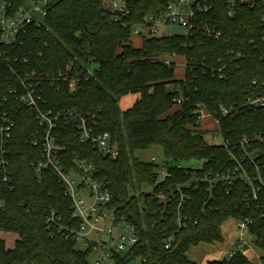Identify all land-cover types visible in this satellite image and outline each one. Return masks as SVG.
I'll return each mask as SVG.
<instances>
[{"label":"trees","instance_id":"obj_1","mask_svg":"<svg viewBox=\"0 0 264 264\" xmlns=\"http://www.w3.org/2000/svg\"><path fill=\"white\" fill-rule=\"evenodd\" d=\"M18 7L23 0H6ZM47 15L39 27L31 26L18 37L19 43L7 51L12 67L18 73L36 72L66 74L67 82L58 90L48 84L38 85L43 94V111L63 109L94 115L97 132H107L116 142L119 156L112 161L81 142L76 123H58L52 135L61 148L58 159L65 169L76 161L91 163L97 175L104 179L117 215L134 225L138 242L133 257L146 264H196L187 252L199 244L222 243L221 225L229 219H249L250 242L260 252L264 264V143L252 141L264 138V108L245 107V96L255 93L264 84V30L260 18L264 9L239 6L233 17H227L222 0L213 2L205 15L223 35L218 40L206 39L197 33L190 37L141 38L139 48L130 44L132 26L153 12L164 10L173 0H138L130 6L131 16L124 27L105 8L107 0H47ZM260 1V0H259ZM253 41L252 44L249 42ZM233 51V56L227 52ZM182 57L186 68L183 79H174V64L164 65L166 57ZM235 56L238 59L235 60ZM220 59L226 63L228 77L218 80L204 70ZM95 64L96 68L91 69ZM208 69V68H206ZM75 81L70 92L68 80ZM252 81L258 87L252 86ZM18 85L4 65L0 66V117L5 107L17 102L8 90ZM138 94V99L123 112L118 103L125 96ZM175 98L184 102L176 106ZM198 105L213 115L220 107H234L236 115L220 119L219 134L230 144L240 161L238 142L245 138L247 151L254 154L251 162H242L256 190L243 180H236L228 194L218 184L204 209L205 183L189 191L185 213L187 227L174 235L172 246L165 250V235L174 233V204L167 214L148 196L131 195L142 185L153 184L154 165L135 157L136 153L158 148L171 178L159 190H166L188 178L190 169L177 170L175 165L201 164L199 176L232 170L235 162L225 149L207 144L199 132L196 114ZM33 112L20 107L7 144L0 148L5 165H0V233L12 234L15 241L8 249L0 239V264H90L88 252L78 250L75 243L56 229H47L45 213L58 210L61 224L70 218L69 204L53 173L48 169L36 176L30 163L40 160L41 141L32 145L31 137L40 128ZM186 172V173H185ZM261 180V183L259 182ZM257 178V179H254ZM242 249L230 257L207 264H250Z\"/></svg>","mask_w":264,"mask_h":264},{"label":"built area","instance_id":"obj_2","mask_svg":"<svg viewBox=\"0 0 264 264\" xmlns=\"http://www.w3.org/2000/svg\"><path fill=\"white\" fill-rule=\"evenodd\" d=\"M138 0H107L106 9L111 13L114 20L121 26L128 24L131 16L130 6ZM223 8L227 17H233L235 9L241 6L253 8L260 4L264 9V0H222ZM213 2L208 0H173L169 2L164 10H159L146 15L139 23L132 26L131 36L141 39L143 36L155 37L159 29L163 27H178L183 30L182 36L190 37L194 34H201L206 39L218 40L223 35L222 31L205 19L213 9ZM47 0H23L18 7H14L6 0H0V66L4 65L17 80L18 85L8 90V94L17 102L13 106L5 107L0 117V148L7 144L10 139L11 131L14 127L15 114L20 107L27 109L35 114V119L40 128V132L32 135V145L36 146L41 141L40 160L30 163L32 172L40 176L44 170H50L57 183L62 189V195L67 199L69 204L70 218L65 224H61V217L58 210H49L45 213V225L47 229L54 228L57 232L63 233L64 237L75 243L78 250L88 252L90 264H146L145 259L133 257L132 250L138 242V236L133 224L125 218L117 215V208L112 207V199L108 189L105 187L104 179L97 175L95 167L85 161H76L74 164L65 169L58 159V153L61 148L57 145L52 135L58 123L64 125L76 123L79 132L80 141L89 143L97 153L112 161L119 156V150L116 142L107 132H97L98 121L95 116L82 114L76 110L63 109L52 113L50 110L43 111L41 105L44 104L43 94L38 90V85L44 83L49 87L58 90L59 84L67 82L66 74L69 68L64 72L55 73H36L23 72L18 73L17 69L12 67L19 60L13 57H7V51L4 48H10L19 43L18 37L24 34L31 26L39 27L47 15ZM260 26L264 30V16L260 18ZM130 36V38H131ZM158 36L157 38H160ZM250 44L253 41L249 42ZM20 44V43H19ZM228 56H233L234 52H227ZM168 58H164V65L169 66ZM184 59V58H183ZM238 56H235V60ZM215 64L204 67L211 76L218 80H225L228 77L226 63L220 59ZM183 68H186L184 59ZM208 68V69H206ZM253 87H258L256 81H252ZM68 89L72 92L75 89V81L68 80ZM184 102L183 98H175L176 106ZM244 105L250 109L264 108V84L260 85L259 90L245 96ZM237 111L234 107H220L213 115H210L206 109L198 105L196 114L198 115L199 125L203 117L210 118L216 126L220 143L217 146L227 151L230 158L235 162L232 170L224 173L211 175L206 173L199 176L202 170L201 164L194 167H184L181 164L175 165L177 170L190 169L188 178L185 181L178 182L166 190H159V187L165 180L171 178L165 166L164 160L151 157L147 162L154 165L152 170L153 184L142 185L140 190L132 192L131 195L136 197L142 194L148 196L154 203L161 207L160 215L167 214L168 207L174 204V233L165 235L162 245L168 250L174 243V235L187 227V217L185 213L186 203L189 199V191L195 189L198 183H205V201L201 212L204 209L212 210L209 202L214 199L213 190L220 184L225 194H228L236 180L240 179L246 182L251 189L252 198L256 197V190L252 188V182L247 175V171L242 166L245 158L251 162L255 159L254 154L247 151L248 142L242 138L238 142L241 149L242 157L237 160L231 148L236 144H230L219 134L220 119L232 117ZM217 138V136H212ZM252 141L264 143V138L256 136ZM0 154V165H5ZM185 172V173H186ZM77 178L79 180H77ZM257 179V178H254ZM261 183V180L258 179ZM251 224L249 219L236 221L238 234L240 238L250 239L248 226ZM248 241L242 243L240 250L247 248ZM229 253L225 257H230Z\"/></svg>","mask_w":264,"mask_h":264},{"label":"rangeland","instance_id":"obj_3","mask_svg":"<svg viewBox=\"0 0 264 264\" xmlns=\"http://www.w3.org/2000/svg\"><path fill=\"white\" fill-rule=\"evenodd\" d=\"M104 6H106V2H104ZM160 35L156 34L155 37L161 36V37H167L171 35H182L183 30L178 27H163L159 29ZM130 44L133 48H139L141 45V39L135 36H131L129 39ZM169 62L174 64V79L175 80H182L184 75V68L183 63L184 59L182 57H171L168 58ZM96 68V65H91V69ZM138 99V94L132 95L129 94L122 98L119 103V110L121 112L129 109L131 105L134 103L135 100ZM199 132L201 133L203 140L212 146H217L220 143L218 133L216 132V126L212 122L210 118L203 117L200 121V125L198 128ZM212 136H217V138H212ZM135 157H137L139 160L147 162L151 157H155L158 160L161 158V152L158 148H152L150 150L136 153ZM197 163L195 162H189L186 164H182L184 167H194ZM77 180H79L77 178ZM140 190V189H136ZM221 234L223 241L222 243H216V244H199L196 247L190 248V250L187 252L186 256L188 259L196 262L197 264H206L207 261H210V259H216L220 260L223 258V253H230L234 250V245H242V243L245 244V241H249L250 239L240 238L238 234V228L236 226V221L234 219H229L226 222H224L221 227ZM5 236V235H4ZM6 239L4 240L6 243H8V249L12 246L14 241V235L7 234ZM246 249V248H245ZM260 252L254 247L252 242L248 243L247 250L245 251V256L249 260L250 264H261L260 262Z\"/></svg>","mask_w":264,"mask_h":264},{"label":"crops","instance_id":"obj_4","mask_svg":"<svg viewBox=\"0 0 264 264\" xmlns=\"http://www.w3.org/2000/svg\"><path fill=\"white\" fill-rule=\"evenodd\" d=\"M7 235V234H5V233H0V239H2L3 241L6 239V237L5 236ZM11 235V234H10ZM14 239V241H15V237L13 238ZM14 241H13V243H11V244H13L14 245ZM250 241V240H249ZM249 241H248V243H249ZM4 243H5V246H6V248L8 247V243H6L5 241H4ZM213 244H216V243H213ZM206 245H208V244H206ZM210 245H212V244H210ZM240 247H241V245H234V250H236V249H240ZM248 247V246H247ZM12 248H13V246H12ZM11 247L9 248V249H12ZM233 250V251H234ZM247 250V248L243 251V255L245 256V251ZM233 251H231V252H233ZM230 252V253H231ZM229 254V253H228ZM223 258H225V256L227 255V253H223ZM259 256H261V255H259ZM246 257V256H245ZM222 259V258H221ZM210 261H216V259H210ZM210 261H207V262H210ZM207 262H206V264H207ZM196 263V262H195ZM197 264V263H196Z\"/></svg>","mask_w":264,"mask_h":264}]
</instances>
